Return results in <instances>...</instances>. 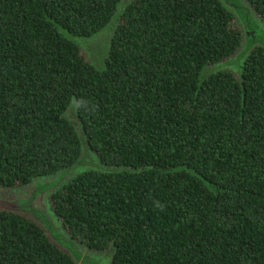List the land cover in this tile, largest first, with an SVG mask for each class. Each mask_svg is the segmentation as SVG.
Masks as SVG:
<instances>
[{
	"label": "trees",
	"instance_id": "16d2710c",
	"mask_svg": "<svg viewBox=\"0 0 264 264\" xmlns=\"http://www.w3.org/2000/svg\"><path fill=\"white\" fill-rule=\"evenodd\" d=\"M120 0H0V187L72 164L86 141L107 165L49 196L112 264H264V47L241 77V25L221 0H131L102 68L70 34L106 33ZM264 21V0H248ZM69 33V34H68ZM0 264H76L23 214L0 209Z\"/></svg>",
	"mask_w": 264,
	"mask_h": 264
},
{
	"label": "water",
	"instance_id": "95a60500",
	"mask_svg": "<svg viewBox=\"0 0 264 264\" xmlns=\"http://www.w3.org/2000/svg\"><path fill=\"white\" fill-rule=\"evenodd\" d=\"M129 1L131 0L119 1L114 16L106 26L107 32L100 33L96 41L83 39L77 42L73 38L77 35L70 34L85 52L88 61L97 68H102L104 65L105 57L110 51L111 31L114 29L113 26L117 24L121 9ZM221 1L234 13L239 21L242 29V43L239 49L228 58L205 65L200 73L201 79L210 72L224 68L231 69L238 77H241V65L246 55L255 45L264 47V21L248 0ZM72 109H74L73 102L69 105L66 116L74 124L80 138L81 153L79 157L72 164L56 172L34 176L23 187L9 191L0 188V209L23 214L35 222L58 248L72 257L76 264H112L116 246L110 245L101 251L84 247L66 231L49 202V196L53 191L86 169L93 168L107 171L132 169L130 166L125 165L107 166L103 164L88 145L79 117L75 109Z\"/></svg>",
	"mask_w": 264,
	"mask_h": 264
},
{
	"label": "rangeland",
	"instance_id": "374dc122",
	"mask_svg": "<svg viewBox=\"0 0 264 264\" xmlns=\"http://www.w3.org/2000/svg\"><path fill=\"white\" fill-rule=\"evenodd\" d=\"M102 33V32H101ZM99 34L100 33H98V34H96V35H94V36H91V37H80V36H77V37H73L77 42L78 41H81V40H83V39H87V40H93V41H96L97 39H98V37H99ZM72 110H74V109H72ZM0 188H2V189H6V190H13V189H15L14 187L13 188H5V187H0ZM17 188V187H16ZM81 245H83V244H81ZM84 247H86L85 245H83Z\"/></svg>",
	"mask_w": 264,
	"mask_h": 264
}]
</instances>
